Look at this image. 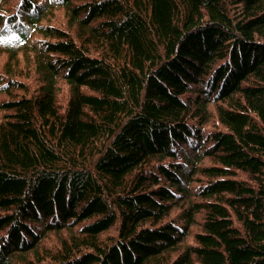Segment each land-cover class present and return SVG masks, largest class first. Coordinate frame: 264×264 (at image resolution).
<instances>
[{"label":"trees","instance_id":"16d2710c","mask_svg":"<svg viewBox=\"0 0 264 264\" xmlns=\"http://www.w3.org/2000/svg\"><path fill=\"white\" fill-rule=\"evenodd\" d=\"M0 34V264H264V0H18Z\"/></svg>","mask_w":264,"mask_h":264},{"label":"rangeland","instance_id":"374dc122","mask_svg":"<svg viewBox=\"0 0 264 264\" xmlns=\"http://www.w3.org/2000/svg\"><path fill=\"white\" fill-rule=\"evenodd\" d=\"M17 1L18 0H10L7 3L4 4L3 7L5 9H0V15L4 16L5 14H12L17 11ZM48 22L51 25L60 27L64 29L67 33L72 34L73 33V27H67L66 23V16L65 11L62 8H57L54 10L53 15L50 19H48ZM4 34H0V36H3ZM7 33L5 32V36ZM35 37L37 38V41H41L42 35L36 33ZM23 55L19 54V63H18V71L19 73H14L13 75L17 78H19L21 81H23L28 87H34L37 85V80L34 77H37L36 74L34 75L33 72V63H30V66H26ZM7 61V53L4 50L0 51V75L5 76V63ZM59 90L57 92V102L59 105H64L66 103V100L69 96L68 87L66 82L63 79H59L58 81ZM13 93H21L20 90L16 89L13 91ZM9 97L6 93L0 92V100L5 99ZM4 110H0V118L3 117ZM208 162L209 160H205Z\"/></svg>","mask_w":264,"mask_h":264}]
</instances>
